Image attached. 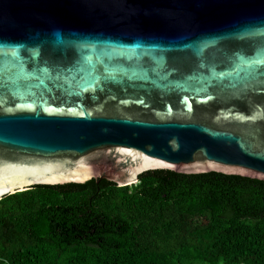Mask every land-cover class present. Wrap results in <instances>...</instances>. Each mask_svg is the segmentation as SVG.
Here are the masks:
<instances>
[{
  "label": "water",
  "instance_id": "obj_1",
  "mask_svg": "<svg viewBox=\"0 0 264 264\" xmlns=\"http://www.w3.org/2000/svg\"><path fill=\"white\" fill-rule=\"evenodd\" d=\"M155 169L264 180V0H0V199Z\"/></svg>",
  "mask_w": 264,
  "mask_h": 264
},
{
  "label": "trees",
  "instance_id": "obj_2",
  "mask_svg": "<svg viewBox=\"0 0 264 264\" xmlns=\"http://www.w3.org/2000/svg\"><path fill=\"white\" fill-rule=\"evenodd\" d=\"M0 264H264V180L148 170L0 199Z\"/></svg>",
  "mask_w": 264,
  "mask_h": 264
}]
</instances>
